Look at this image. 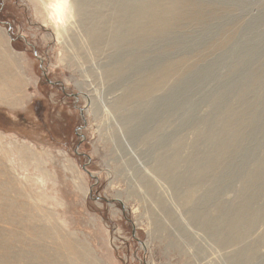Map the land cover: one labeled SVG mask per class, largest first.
Returning <instances> with one entry per match:
<instances>
[{
    "label": "rangeland",
    "instance_id": "374dc122",
    "mask_svg": "<svg viewBox=\"0 0 264 264\" xmlns=\"http://www.w3.org/2000/svg\"><path fill=\"white\" fill-rule=\"evenodd\" d=\"M86 1L82 14L67 8L61 37L39 0H0V52L16 54L24 80L22 103L0 104V264H42L33 247L68 264L55 251L66 243L78 245L71 264L83 253L91 264H264V0H175L208 18L115 51L85 50V15H106V31L112 13L156 0ZM178 61L188 72L166 90L115 107ZM115 65L122 77L106 78ZM217 205L213 239L198 221H214ZM230 220L243 236L227 233Z\"/></svg>",
    "mask_w": 264,
    "mask_h": 264
},
{
    "label": "bare ground",
    "instance_id": "6f19581e",
    "mask_svg": "<svg viewBox=\"0 0 264 264\" xmlns=\"http://www.w3.org/2000/svg\"><path fill=\"white\" fill-rule=\"evenodd\" d=\"M39 1L42 4L43 10L47 12V17L52 19L53 28L56 30L57 35H60L61 37H63L64 36L63 33L67 31V29H62L64 27L63 25H65L66 18H68L66 17L67 8L74 5L76 9L75 10L76 13H79L80 11L81 12L80 14H82L84 9L88 8V3H89L86 0H39ZM165 1H167L166 2L167 4L165 3ZM156 2L157 3L162 2V3L158 5ZM156 2H154L151 5H147L143 8L130 9L126 13V15H121L120 13H123L122 11H116L115 13H112V18H111L112 20L110 21L109 24L107 23L106 29L107 28L108 29L106 31L103 30L101 27L102 24L103 26H105L106 24V22L104 21V17L106 15L103 17L102 13L98 14L99 17H103L102 18L103 21H101L102 24L94 23L93 21L94 18L92 17L94 15H85L86 18L83 20H86V23L88 24L86 27L87 44L85 43V47H86L85 50H88L87 48L89 49L91 48L92 50H98V49L104 50L105 48L109 50L114 48L113 51H115V45L116 44L120 45L119 43L126 42L127 39L128 40L132 39L133 41L131 42L136 43V45H140L142 42H145L146 39L148 38L156 37L157 35L168 33L170 30L174 28L176 29L179 28L183 22L188 21L189 24L199 23L208 18V16L205 14L203 9L197 8L192 3L187 4L186 2H181V1L179 2L175 0H161V1L156 0ZM214 12L216 13L217 11ZM71 38L72 39L74 38V34L72 35ZM0 41L6 44V40L1 31H0ZM224 45H225V41L223 40L219 42V44L216 47L213 48L219 47L218 49H220L224 47ZM18 67H19V59L16 57V54L10 52L9 50L3 49V52H0V104L6 106H16L21 104L23 101L24 97L22 96L21 91L24 85V80L15 73V70ZM188 69L189 68L183 61H178L177 63H173L163 68L157 73L144 76L140 82L124 90L122 96L119 97L118 100L116 101L115 107L117 106V109H120L122 106H125L130 102H134L137 100L143 102H146L148 100L150 101L153 98L152 95L154 93L163 92L164 90H166V87L172 81V79L182 76L183 74L188 72L187 71ZM124 71L125 70L118 65L108 66L107 69L105 70V77L108 79H119L124 74ZM19 151L22 154V156L26 155V153L29 154V152H27L24 147L19 148ZM220 153L222 156L227 154L224 149H221ZM176 170H177L176 159L174 155L170 156L169 159L165 161L164 165L158 167L159 174L161 176H164L165 178L170 173L172 172L175 173ZM211 174H217V173L212 172ZM173 182H174V187H177L178 181L177 183L175 181ZM150 189L151 188L148 189L149 192ZM189 190L190 189H188L183 195H179L180 198H182L183 200V204L187 207L196 205V203L198 202L197 199L194 200V197L192 193L189 192ZM215 210L218 213V215H216L214 221L211 219L208 220L206 217L198 221L199 227L202 230L205 229V231L213 239L217 233V229H219L220 226L222 227V223H220V218H221L220 214H222V211H220L221 206L217 205ZM230 221L227 222L225 228H228L227 233L232 234V237L235 236L237 238V236L242 235L248 229V227H240L238 223H235L232 220ZM221 232L222 231L220 230L219 233ZM228 239L230 241L233 240L231 238H227L226 240ZM33 248H34L33 250H35V254L32 253L30 255L31 258L42 260V264H53L50 263L51 262L50 260H48L49 262H47L45 261V259L40 258L38 254L40 250L36 247ZM55 251L57 256L69 254L70 258L66 260L68 264H71L74 261L71 258V256H78V245L74 243H69V244L66 243L65 245H63L62 250L56 249ZM79 258L85 261L86 264H91L89 261H87L88 257L84 253L79 255ZM247 260L248 259L245 260L238 259L232 261V263H230V261L228 263L244 264Z\"/></svg>",
    "mask_w": 264,
    "mask_h": 264
}]
</instances>
